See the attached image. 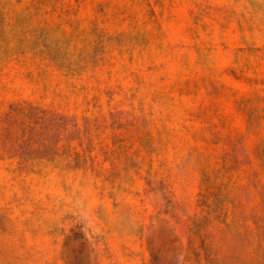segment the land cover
Returning <instances> with one entry per match:
<instances>
[{
	"label": "rangeland",
	"instance_id": "rangeland-1",
	"mask_svg": "<svg viewBox=\"0 0 264 264\" xmlns=\"http://www.w3.org/2000/svg\"><path fill=\"white\" fill-rule=\"evenodd\" d=\"M0 264H264V0H0Z\"/></svg>",
	"mask_w": 264,
	"mask_h": 264
}]
</instances>
